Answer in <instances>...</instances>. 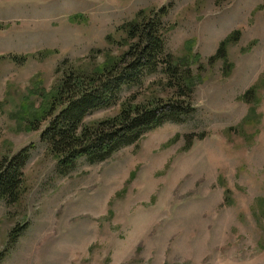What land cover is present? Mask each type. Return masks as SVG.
I'll list each match as a JSON object with an SVG mask.
<instances>
[{
	"label": "rangeland",
	"instance_id": "374dc122",
	"mask_svg": "<svg viewBox=\"0 0 264 264\" xmlns=\"http://www.w3.org/2000/svg\"><path fill=\"white\" fill-rule=\"evenodd\" d=\"M160 9L165 52L194 75L192 113L59 176L39 142L45 125L26 132L9 119L13 95L32 83L48 91L62 61L118 56L119 27ZM236 33L226 68L213 58ZM159 79L119 102L168 97L150 86ZM249 90L254 103L245 105ZM23 148L20 201L0 202V264H264V0H0V160Z\"/></svg>",
	"mask_w": 264,
	"mask_h": 264
},
{
	"label": "trees",
	"instance_id": "16d2710c",
	"mask_svg": "<svg viewBox=\"0 0 264 264\" xmlns=\"http://www.w3.org/2000/svg\"><path fill=\"white\" fill-rule=\"evenodd\" d=\"M165 15L164 9L137 13L116 31L123 36L120 46L126 47L118 56L107 54L101 63H95L92 57L83 63L62 61L48 91L32 83V91L13 95L14 112L8 115L9 119L21 124L26 132H37L45 125L39 142L55 161L59 176H65L80 160L90 166L103 163L118 151L137 145L144 135L166 123L180 124L192 113L194 75L189 66L164 50L163 37L168 32L162 22ZM79 19L80 16H72L68 21L75 24ZM236 36L237 33L232 34L218 45L214 61L220 60L227 66L225 52ZM5 58L16 63H25L27 59ZM90 61L94 63L92 66ZM156 75L160 79L150 86L160 87L168 97L132 94L119 102L122 93L140 89L145 79ZM253 95V90L246 91L240 100L245 105L253 104ZM111 108H116L113 116L85 121L94 113ZM242 123L248 125L246 121ZM188 147L189 144L185 152ZM28 153L23 148L0 160V202L6 205L20 201L24 191L22 170ZM16 234L14 230L10 236L12 242Z\"/></svg>",
	"mask_w": 264,
	"mask_h": 264
}]
</instances>
